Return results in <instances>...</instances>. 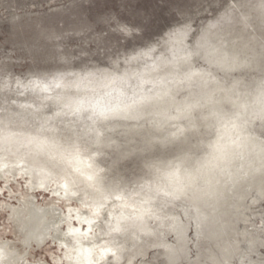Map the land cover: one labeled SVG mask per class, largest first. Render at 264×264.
Listing matches in <instances>:
<instances>
[{
  "label": "rangeland",
  "instance_id": "obj_1",
  "mask_svg": "<svg viewBox=\"0 0 264 264\" xmlns=\"http://www.w3.org/2000/svg\"><path fill=\"white\" fill-rule=\"evenodd\" d=\"M219 40L224 48L236 47L242 55L249 56L253 50L264 51V0H0V123L31 130L51 128L60 141L73 143L82 157L97 164L111 193L122 190L131 201L153 198L155 214L181 216L188 226V246L172 264H211L205 258L209 248L219 251L213 238L203 236L207 228L197 218L196 210L189 208L187 201L165 198L148 190L151 173L145 165L172 159L187 146L199 156L201 134L185 133L189 138L182 135L183 142H180L181 136L162 134L175 124L163 120L166 124L157 127L151 117H161L148 113H139L135 119L121 115V119L110 117L109 121L99 119L97 113L92 120L83 108L80 115L70 112L64 105L66 101H58L54 93L43 95L45 90L41 84L48 75L58 73L97 78L103 72L116 76L124 70L129 71L130 82L134 83L136 70L153 65L148 61L150 57H146L148 53L151 58L172 60L191 52L189 67L181 65L177 70L182 76L209 69L225 84L238 76L243 78L240 84H250L255 76L261 77L262 73L253 69L225 74L218 67L210 66L205 50ZM166 70L162 68L160 72ZM156 80L149 79L144 89L149 91ZM189 90L185 79L179 80L176 98L186 99L197 94L194 86ZM78 93L75 88L71 95ZM128 127L134 129L130 131ZM204 127L207 126L200 124L201 132L205 131ZM98 129L109 140L96 145ZM209 135V132L204 134ZM155 136L160 137L151 138ZM21 155L17 149L0 153V243L7 242L9 250L17 253V264H74L65 259V253L70 251L56 242L54 230L47 227V222L52 215H69L73 221L63 225L61 231L67 232V225L79 226L82 222L74 214L79 204L72 201L74 205L70 206L64 199L60 201L53 191L40 187L36 175L32 179V175L24 174L21 168L25 159ZM29 183L33 190L28 187ZM50 184L46 187H56ZM251 195L256 201L247 199L244 214L249 221L238 222L240 248L231 264H264V197L254 190ZM31 204L40 217L28 230L24 222L29 218ZM157 207L161 210L157 211ZM148 221L155 226L153 218ZM83 225V238L93 236L95 226ZM244 228L247 231L242 232ZM170 232H161L162 237L177 245ZM139 236L149 243L144 241L147 248L141 254L135 252L131 264H171L161 245L151 243L154 240L148 235ZM126 243L130 245V241ZM196 256L204 262L200 263ZM0 264L8 262L1 260Z\"/></svg>",
  "mask_w": 264,
  "mask_h": 264
},
{
  "label": "bare ground",
  "instance_id": "obj_2",
  "mask_svg": "<svg viewBox=\"0 0 264 264\" xmlns=\"http://www.w3.org/2000/svg\"><path fill=\"white\" fill-rule=\"evenodd\" d=\"M205 51L209 65L218 67L225 74L234 70L253 69L261 72V77L255 76L250 84H240L243 78L238 76L225 84L214 77L209 69L182 76L177 70L181 65L189 67L191 52L172 60L151 58L148 53L146 57H150L148 61L153 62V65L136 70L137 79L134 83L130 82L129 71L124 70L116 76L103 72L97 78L58 73L45 77L41 86L45 90L43 95L54 93L58 101H66L64 105L70 108V112L80 115L83 108L92 120L97 113L99 119L108 121L110 117L120 118L121 115L123 118L135 119L139 113H148L156 118L161 117H151L157 127L162 128L165 121L175 124L171 130L162 131V134L169 132L176 137L181 136L180 142H183L182 135L185 133L201 134L198 145L202 147V152L199 156L194 155L192 147L187 146L172 159L145 164L151 173L148 190L165 198L187 201L189 208L192 206L196 210L197 218L207 228V235L203 236L213 238L219 251L217 253L211 247L205 258L211 264H231L240 248L238 222L249 221V217L244 214L248 207L247 199L249 197L256 201V197L251 195L252 190L264 197V51L253 50L249 56L242 55L236 47L232 50L224 48L220 40L210 44ZM162 68L167 70L161 73ZM154 78L157 80L151 85L152 88L145 90V83ZM183 78L189 91L194 86L197 94L177 99L178 81ZM75 88L79 93L72 96L71 92ZM200 124L207 126L204 127L205 131L201 132ZM129 129L131 131L134 128ZM204 132H209V137H205ZM96 134V145L109 140L101 136L100 129ZM15 149L25 159L21 168L24 174L32 175V179L36 175L40 187L53 191L54 197L60 201L66 200L70 206L74 205L72 201L79 204L74 208L76 219L91 228L95 226L93 236L84 239L82 223L79 226L67 225L69 228L64 233L61 227L73 220L69 215H52L47 227L54 230L56 242L70 251L65 253L66 260L74 264H131L132 255L144 252V248H147L145 245L149 243L140 234L150 236L154 240H150L151 243L161 245L171 264L188 246V226L181 216L173 213L163 215L164 212L155 214L151 204L153 198L149 200L143 197L141 201H131L127 192L119 190L111 193L97 164L82 157L73 143L64 144L60 141L58 134L51 128L31 130L12 126L8 122L0 123V153ZM47 183L56 187H46ZM28 187L33 190L30 183ZM49 208H55V205H49ZM38 214L31 204L29 218L24 222L28 230L40 217ZM150 218H153L155 226L148 221ZM165 230L174 234L177 245L162 237L161 232ZM244 231L247 229L244 228ZM126 241H130V245ZM144 241L147 244L144 245ZM197 259L200 263L204 262ZM1 260L17 264L18 255L9 250L7 242L0 243Z\"/></svg>",
  "mask_w": 264,
  "mask_h": 264
}]
</instances>
